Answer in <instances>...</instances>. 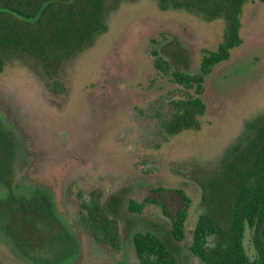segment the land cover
<instances>
[{
  "label": "rangeland",
  "instance_id": "374dc122",
  "mask_svg": "<svg viewBox=\"0 0 264 264\" xmlns=\"http://www.w3.org/2000/svg\"><path fill=\"white\" fill-rule=\"evenodd\" d=\"M107 23L108 31L69 66V91L61 99L22 64L0 73V264H139L132 238L145 231L158 236L179 264H200L190 251L200 189L172 168L214 162L246 121L264 113V3L246 2L242 43L205 76L200 94L155 69L151 52L171 71L195 75L204 51L221 42L222 20L206 22L185 11H161L154 0H136L122 2ZM185 94L206 106L200 130L165 140L158 125L170 113L168 103ZM45 183L67 229L39 199L26 197ZM93 187L103 190L106 211L120 221L117 253L99 246L78 214L76 193ZM158 187L163 191L153 192ZM176 190L191 200L181 241L171 235L159 205L146 204L139 214L128 210L130 199L152 197L174 215L184 206ZM243 246L253 258L248 227Z\"/></svg>",
  "mask_w": 264,
  "mask_h": 264
},
{
  "label": "trees",
  "instance_id": "16d2710c",
  "mask_svg": "<svg viewBox=\"0 0 264 264\" xmlns=\"http://www.w3.org/2000/svg\"><path fill=\"white\" fill-rule=\"evenodd\" d=\"M124 1L136 0H0V73L8 66L22 64L38 76L51 97H65L69 66L108 31L110 13ZM154 1L161 11H185L206 22L223 21L221 42L215 50L204 51L195 75L171 71L168 61L157 51L151 52L155 69L200 94L205 76L227 61L231 50L242 43L241 15L248 0ZM168 105L170 113L158 125L165 140L186 130H200V117L206 109L201 98L185 94ZM172 171L200 189L201 211L190 245L200 264H264V113L246 121L241 133L214 162L176 164ZM153 190L159 193L163 188ZM176 192L184 206L174 215L165 203L152 197L142 202L130 199L128 210L139 214L146 204L159 205L171 221V235L181 241L191 200L183 191ZM76 196L78 214L95 242L108 251H121L120 221L106 211L103 190L93 187L88 192L78 191ZM247 227L253 258L243 246ZM132 244L139 264H179L151 232L135 233Z\"/></svg>",
  "mask_w": 264,
  "mask_h": 264
},
{
  "label": "flooded vegetation",
  "instance_id": "af4514ba",
  "mask_svg": "<svg viewBox=\"0 0 264 264\" xmlns=\"http://www.w3.org/2000/svg\"><path fill=\"white\" fill-rule=\"evenodd\" d=\"M43 185L44 186L42 187L35 186L34 188H32V190H29L27 192L28 195L26 194V197L30 198L31 200H35V201L39 199V202L41 203L40 206L42 207L44 212L46 214L51 213V215H53L54 220L61 226V228L67 229L66 226L69 227L67 223L68 221L64 218V216L60 212H58V209L54 202L55 199H54L53 189L51 188L50 185H48V183H45ZM8 192L9 191L6 190L4 193V196L8 194ZM0 193H2V190Z\"/></svg>",
  "mask_w": 264,
  "mask_h": 264
}]
</instances>
